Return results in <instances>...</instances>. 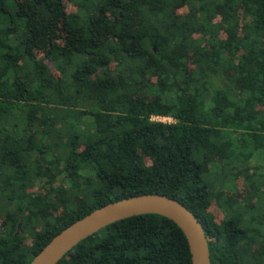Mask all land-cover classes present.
I'll use <instances>...</instances> for the list:
<instances>
[{"label": "trees", "instance_id": "trees-1", "mask_svg": "<svg viewBox=\"0 0 264 264\" xmlns=\"http://www.w3.org/2000/svg\"><path fill=\"white\" fill-rule=\"evenodd\" d=\"M145 193L196 215L211 264H264V0H0V264ZM57 264L192 262L140 214Z\"/></svg>", "mask_w": 264, "mask_h": 264}, {"label": "water", "instance_id": "water-1", "mask_svg": "<svg viewBox=\"0 0 264 264\" xmlns=\"http://www.w3.org/2000/svg\"><path fill=\"white\" fill-rule=\"evenodd\" d=\"M140 214H158L171 220L186 239L192 264H211L199 219L179 201L158 193L137 194L94 209L53 236L29 264H57L76 244L101 228Z\"/></svg>", "mask_w": 264, "mask_h": 264}, {"label": "rangeland", "instance_id": "rangeland-1", "mask_svg": "<svg viewBox=\"0 0 264 264\" xmlns=\"http://www.w3.org/2000/svg\"><path fill=\"white\" fill-rule=\"evenodd\" d=\"M223 173H225V172H223ZM213 175H214L213 177H215L217 179H221V177H222V174L221 173L219 174L218 172H213ZM220 183H221V186L224 187V188L230 189V188L233 187V186H231L232 185V182H231L230 178H228L224 182L222 180H220ZM217 188H220V187H217ZM241 189H242V186H240V190ZM210 210H211L210 212L212 214H216L219 217L221 216V212L219 211V209L217 208V206L215 205V203L212 204Z\"/></svg>", "mask_w": 264, "mask_h": 264}, {"label": "built area", "instance_id": "built-area-1", "mask_svg": "<svg viewBox=\"0 0 264 264\" xmlns=\"http://www.w3.org/2000/svg\"><path fill=\"white\" fill-rule=\"evenodd\" d=\"M153 120H159V121H170V118H166V117H159V116H153L152 117Z\"/></svg>", "mask_w": 264, "mask_h": 264}]
</instances>
